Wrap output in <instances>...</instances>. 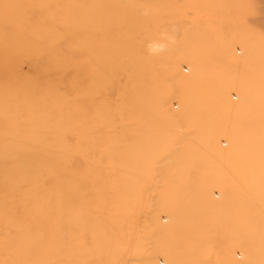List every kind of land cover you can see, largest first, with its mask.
I'll list each match as a JSON object with an SVG mask.
<instances>
[{
    "label": "rangeland",
    "instance_id": "374dc122",
    "mask_svg": "<svg viewBox=\"0 0 264 264\" xmlns=\"http://www.w3.org/2000/svg\"><path fill=\"white\" fill-rule=\"evenodd\" d=\"M0 264H264V0H0Z\"/></svg>",
    "mask_w": 264,
    "mask_h": 264
},
{
    "label": "bare ground",
    "instance_id": "6f19581e",
    "mask_svg": "<svg viewBox=\"0 0 264 264\" xmlns=\"http://www.w3.org/2000/svg\"><path fill=\"white\" fill-rule=\"evenodd\" d=\"M42 3H44L43 5L45 6V8H48V9H53V5L52 4H50V3H45V2H42ZM58 14V13H57ZM56 21H58V20H60V17H55L54 18ZM74 19V18H73ZM50 32V31H49ZM38 42H40V41H38ZM40 44H41V42H40ZM27 54V53H26ZM29 54V53H28ZM81 70H82V68H81Z\"/></svg>",
    "mask_w": 264,
    "mask_h": 264
}]
</instances>
